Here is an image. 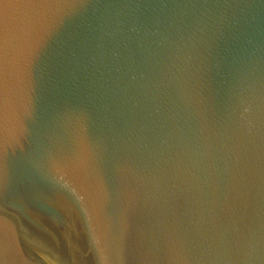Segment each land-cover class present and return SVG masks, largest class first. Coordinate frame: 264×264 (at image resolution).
Returning <instances> with one entry per match:
<instances>
[{
  "label": "water",
  "instance_id": "obj_1",
  "mask_svg": "<svg viewBox=\"0 0 264 264\" xmlns=\"http://www.w3.org/2000/svg\"><path fill=\"white\" fill-rule=\"evenodd\" d=\"M0 26V264H264V0Z\"/></svg>",
  "mask_w": 264,
  "mask_h": 264
},
{
  "label": "snow or ice",
  "instance_id": "obj_2",
  "mask_svg": "<svg viewBox=\"0 0 264 264\" xmlns=\"http://www.w3.org/2000/svg\"><path fill=\"white\" fill-rule=\"evenodd\" d=\"M0 36H2V26H0Z\"/></svg>",
  "mask_w": 264,
  "mask_h": 264
}]
</instances>
